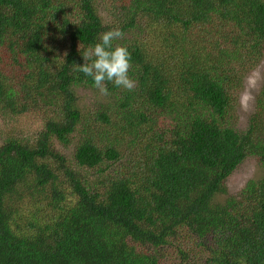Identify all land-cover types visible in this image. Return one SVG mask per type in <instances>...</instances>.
Returning <instances> with one entry per match:
<instances>
[{
  "label": "trees",
  "instance_id": "obj_1",
  "mask_svg": "<svg viewBox=\"0 0 264 264\" xmlns=\"http://www.w3.org/2000/svg\"><path fill=\"white\" fill-rule=\"evenodd\" d=\"M113 28L136 85L103 96L74 69ZM263 58L264 0H0V264H264Z\"/></svg>",
  "mask_w": 264,
  "mask_h": 264
},
{
  "label": "clouds",
  "instance_id": "obj_2",
  "mask_svg": "<svg viewBox=\"0 0 264 264\" xmlns=\"http://www.w3.org/2000/svg\"><path fill=\"white\" fill-rule=\"evenodd\" d=\"M123 36L124 33L118 28L101 33L100 42L83 53V65H76L74 69L90 77L93 87L103 96L109 94L106 87L108 82L127 91L133 90L136 85V82L128 75L131 64L127 48L119 45L113 47V41L123 39ZM262 79L264 76L259 69H254L245 77L244 89L239 96V105L242 110L247 111L250 108L254 100L252 93Z\"/></svg>",
  "mask_w": 264,
  "mask_h": 264
},
{
  "label": "rangeland",
  "instance_id": "obj_3",
  "mask_svg": "<svg viewBox=\"0 0 264 264\" xmlns=\"http://www.w3.org/2000/svg\"><path fill=\"white\" fill-rule=\"evenodd\" d=\"M254 69H259L261 71L262 76H264V58L257 65V67H255ZM248 74H246V76ZM244 81L238 86L237 92H236V95L238 97L237 103H236V112H237V116H238L236 127H238L239 129L244 128L248 122V118L254 109V103H255L256 95L258 94V92L260 90L261 82H262V80H261L257 89H255L252 93L254 96V100L251 103L250 108L247 111H244L240 108V105H239V96L244 89ZM82 92H84L88 95L85 99L84 98L82 99L85 102H90V101L94 100L96 97L95 94L93 93V91H91V90L84 89ZM262 174H263V171L261 170V168L258 167L254 158H252V157L246 158L233 171V173L231 174V176L228 178V180L225 183L228 195H233L239 188H241L244 185V183L246 181H248L250 179L252 180V179L261 178ZM15 194H17V192ZM14 200H15V196L12 195L10 198V203L11 204L13 203L12 207L16 210L18 208H21V206H22L21 203H19L17 200H15V201ZM24 216H26L29 219V215H24ZM195 252H196V250H194V253ZM194 253H192V256H194ZM196 254L197 255H195V260H197V261L201 257H203V254H201L199 252H197Z\"/></svg>",
  "mask_w": 264,
  "mask_h": 264
}]
</instances>
